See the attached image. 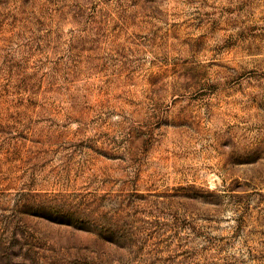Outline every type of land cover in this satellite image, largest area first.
Returning a JSON list of instances; mask_svg holds the SVG:
<instances>
[{
  "label": "rangeland",
  "instance_id": "374dc122",
  "mask_svg": "<svg viewBox=\"0 0 264 264\" xmlns=\"http://www.w3.org/2000/svg\"><path fill=\"white\" fill-rule=\"evenodd\" d=\"M0 264H264V0H0Z\"/></svg>",
  "mask_w": 264,
  "mask_h": 264
}]
</instances>
